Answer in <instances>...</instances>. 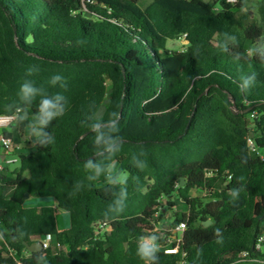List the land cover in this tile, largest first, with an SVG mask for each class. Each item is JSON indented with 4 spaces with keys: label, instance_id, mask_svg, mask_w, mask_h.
<instances>
[{
    "label": "trees",
    "instance_id": "obj_1",
    "mask_svg": "<svg viewBox=\"0 0 264 264\" xmlns=\"http://www.w3.org/2000/svg\"><path fill=\"white\" fill-rule=\"evenodd\" d=\"M225 33L239 41L228 52ZM176 41H185L180 50L169 46ZM257 41L264 0H0V116L15 115L10 106L25 79L68 100L46 129L54 142L21 153L12 175L0 171V264H45L41 253L47 264H143L137 240L151 233L158 264H264V61L247 54ZM32 65L39 72L26 77ZM55 74L66 87L49 84ZM253 74L242 92L241 77ZM101 110L105 121L119 117L122 143L111 161L97 155L83 124ZM28 124L17 123L21 134ZM140 153L143 171L131 159ZM88 159L128 173L123 212L107 213L119 189L103 175L87 181ZM31 198H55L57 206H27ZM163 201L185 208L174 211L167 232L156 228ZM58 209L69 212L67 230L58 229ZM47 235L58 251L24 245Z\"/></svg>",
    "mask_w": 264,
    "mask_h": 264
},
{
    "label": "clouds",
    "instance_id": "obj_2",
    "mask_svg": "<svg viewBox=\"0 0 264 264\" xmlns=\"http://www.w3.org/2000/svg\"><path fill=\"white\" fill-rule=\"evenodd\" d=\"M224 37V43L221 45L222 51L228 52L230 44L233 47L238 46L239 41L235 35L225 33ZM77 43H81V41ZM247 54L249 56H256L264 61V41H257L253 44L247 49ZM38 72L39 68L32 65L28 67L25 76L31 77ZM255 80V74L250 77H241V91L246 92L255 83ZM49 84L53 87L57 85L62 88L66 87L65 78L60 74L53 75L49 80ZM38 96L40 97V101L37 110L29 119L27 109L32 106ZM18 97L19 104L10 106L14 108L17 123L29 121L28 127L31 130V138L36 145L48 146L53 143L54 136L52 133L46 131V129L51 125L52 121L62 117L66 113L68 107L67 98L60 93L49 95L43 88L36 87L34 81L30 79H25L23 81L18 92ZM118 120V114L112 112L109 119L105 121L103 111L101 110L89 115L83 122V124L95 134L94 146L98 149L97 155L104 157L108 161H111L112 157H114L121 148V138L117 135V133H119ZM142 155L143 153H140L139 156L133 154L131 158L133 166L141 171L146 167L145 161L140 159ZM84 169L86 173H88L86 176L87 181H96L103 175L110 190L119 189V191L111 192L114 199L108 206L107 213L119 214L123 212L128 197V173L117 170L112 162L105 163L103 160L97 161L93 159H88L84 162ZM89 186H91V184H89ZM75 187L77 189L83 187V182L77 183ZM232 194L233 197H238L239 192L238 190H232ZM217 232H219V230H217ZM0 239H3L2 233H0ZM158 239L155 233L142 235L138 238L136 255L143 261V264H158L159 257L157 253L160 250ZM217 242L220 243L221 241L218 240ZM199 255L200 252L198 251L197 256L199 257ZM36 259H44L45 264H47L43 253L38 255Z\"/></svg>",
    "mask_w": 264,
    "mask_h": 264
},
{
    "label": "rangeland",
    "instance_id": "obj_3",
    "mask_svg": "<svg viewBox=\"0 0 264 264\" xmlns=\"http://www.w3.org/2000/svg\"><path fill=\"white\" fill-rule=\"evenodd\" d=\"M255 3H256V1H252L250 4L252 6L253 11H255ZM184 43L185 42H183V41H176V42L170 43L169 46L173 50H180L182 44H184ZM14 133H15V137H16L17 141H19L20 143L17 146L15 153L13 155H9L7 157V161H3V160L0 161V164L2 166L1 172L3 174L8 175V176L12 175L13 172L15 171V169L19 168L20 157L18 155L21 153L27 152L25 150L22 151L21 148L26 147V141L32 140L31 135H29L30 131L28 133H26L24 136H22V138H20V135H18V133H16V132H14ZM4 153L7 154L5 151H4ZM262 155H264V153H262ZM114 167L116 168V166H114ZM191 195L194 197H203L204 193H202L201 191L193 190L191 192ZM51 204H52V200H48V199H44V198H31L27 201V206H35V207L38 206L39 207V206H48ZM174 210L175 211H183L184 207L178 202L175 205V208H170L168 206L165 207V209L161 212V216L157 217V220L160 223L156 226V228H158L159 231H164V232L170 231L169 226L173 220ZM65 219H66V224H69V217L67 214L66 215H63V213L58 214V225L60 227H63ZM173 233H177L179 236L182 234V232H180V231L179 232L173 231ZM262 236L264 238V228L262 231ZM52 245H53L55 251H58L59 247H57V245L53 244V243H52ZM3 247H5L4 242L2 239H0V248H3Z\"/></svg>",
    "mask_w": 264,
    "mask_h": 264
},
{
    "label": "built area",
    "instance_id": "obj_4",
    "mask_svg": "<svg viewBox=\"0 0 264 264\" xmlns=\"http://www.w3.org/2000/svg\"><path fill=\"white\" fill-rule=\"evenodd\" d=\"M87 3H92V0H85ZM255 116V113H253L251 115V117H254ZM16 121V116L13 115V116H0V129L2 128H7L9 127L10 125H12L14 122ZM248 143H249V146L252 148L253 151L256 150V147H255V144H254V141L249 138L248 140ZM0 146L3 147V150L6 152V153H9V154H14L15 153V150H16V145L15 143L10 140V139H6L4 136H3V133H0ZM2 170V166L0 164V171ZM106 227V223L102 224V228H105ZM186 228V225L185 223H181L179 226H177V228L174 230V232L176 231H180V232H184ZM52 242H53V237L51 235H47L42 241H41V244H42V248L44 249H47L49 247L52 246ZM57 247L60 248V245L59 244H56ZM167 253H175L177 252V248L176 249H168L166 250ZM15 264H21L20 261H17L15 262ZM179 264H185V263H179Z\"/></svg>",
    "mask_w": 264,
    "mask_h": 264
},
{
    "label": "crops",
    "instance_id": "obj_5",
    "mask_svg": "<svg viewBox=\"0 0 264 264\" xmlns=\"http://www.w3.org/2000/svg\"><path fill=\"white\" fill-rule=\"evenodd\" d=\"M183 42H185V41H183ZM3 129L7 130L8 132H10V133L12 134V137H13V140H12V141L15 143L16 146H18L20 142L17 141L14 132L18 133V135H20V138H22V136H24V135H25L26 133H28L29 131H30L29 135H31V130H30V129L26 130V132H25L24 134H21L20 131H19V129H18V126H17L16 121H15L12 125H10L9 127L0 129V133H2V130H3ZM35 145H36V144L33 143V140H29V141H26V147H25V148H21V149H22V151H24V150H25V151H31V150L34 149ZM16 148H17V147H16ZM15 151H16V150H15ZM9 155H13V154H9V153L5 154V153H4V150L2 149L1 160H3V161H7V157H8ZM18 156H22V155L19 154ZM44 199L52 200V204H51V205L54 206V207L57 206V200H56L55 198H44ZM179 203H180V202H179ZM162 204H163V206L159 209V212H158L157 215H156V219H157L158 216H161V212L165 209V207H167L165 201H163ZM180 204L183 206L182 203H180ZM37 207H38V206H37ZM39 207H42V206H39ZM168 207H169V206H168ZM183 207H184V206H183ZM170 208H171V207H170ZM172 208H175V206L172 207ZM184 209H185V208H184ZM174 211H175V210H174ZM59 213H63V215H66V214L68 215V217H69V224H66V219H65L63 227H60V226L58 225V214H59ZM56 216H57V225H58V229H59L60 231L67 230V229L70 227V216H69V212H68L67 210H64V209H58L57 212H56ZM159 223H160V222L158 221V222H157V225H158ZM181 235H182V234H181ZM181 235H180L179 237H181ZM40 241H41V240H40Z\"/></svg>",
    "mask_w": 264,
    "mask_h": 264
},
{
    "label": "water",
    "instance_id": "obj_6",
    "mask_svg": "<svg viewBox=\"0 0 264 264\" xmlns=\"http://www.w3.org/2000/svg\"><path fill=\"white\" fill-rule=\"evenodd\" d=\"M24 156H21L20 158H23ZM184 184V180H182V185ZM28 198V196L26 195V199ZM204 226H209L211 225V221L208 220L206 222L203 223ZM24 245L27 247L29 252H37L42 250V244L41 242H37L35 244L32 245H28L27 243H24Z\"/></svg>",
    "mask_w": 264,
    "mask_h": 264
}]
</instances>
